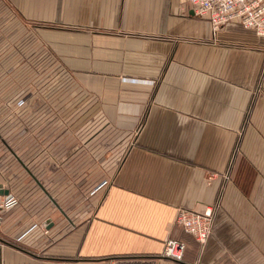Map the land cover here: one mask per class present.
I'll use <instances>...</instances> for the list:
<instances>
[{"label":"crops","instance_id":"obj_1","mask_svg":"<svg viewBox=\"0 0 264 264\" xmlns=\"http://www.w3.org/2000/svg\"><path fill=\"white\" fill-rule=\"evenodd\" d=\"M0 191V264H264V36L189 0H0ZM208 206L201 244L175 219Z\"/></svg>","mask_w":264,"mask_h":264},{"label":"built area","instance_id":"obj_2","mask_svg":"<svg viewBox=\"0 0 264 264\" xmlns=\"http://www.w3.org/2000/svg\"><path fill=\"white\" fill-rule=\"evenodd\" d=\"M196 15L208 18L212 29L217 32L229 22L237 21L244 28L254 30L264 36V0H189ZM215 173L208 175L212 179ZM15 196H0V208H7L17 203ZM214 207L208 206L203 211L181 207L176 215V223L191 234L199 243L205 244L214 222ZM186 243L180 239L169 238L164 246L163 256L180 261L184 258Z\"/></svg>","mask_w":264,"mask_h":264},{"label":"water","instance_id":"obj_3","mask_svg":"<svg viewBox=\"0 0 264 264\" xmlns=\"http://www.w3.org/2000/svg\"><path fill=\"white\" fill-rule=\"evenodd\" d=\"M6 194L8 193V192H5ZM0 194H3V191H0Z\"/></svg>","mask_w":264,"mask_h":264},{"label":"trees","instance_id":"obj_4","mask_svg":"<svg viewBox=\"0 0 264 264\" xmlns=\"http://www.w3.org/2000/svg\"><path fill=\"white\" fill-rule=\"evenodd\" d=\"M16 246H18V245H16Z\"/></svg>","mask_w":264,"mask_h":264}]
</instances>
